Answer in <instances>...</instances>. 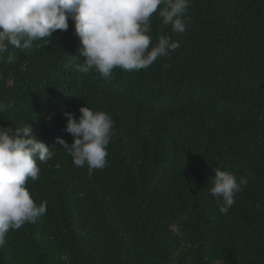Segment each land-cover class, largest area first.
<instances>
[{
	"label": "trees",
	"instance_id": "trees-1",
	"mask_svg": "<svg viewBox=\"0 0 264 264\" xmlns=\"http://www.w3.org/2000/svg\"><path fill=\"white\" fill-rule=\"evenodd\" d=\"M158 13L153 44L180 47L147 69L78 71L70 18L0 54V128L28 125L53 151L26 183L47 212L9 230L0 264H264V0H190L183 33ZM83 106L114 121L103 169L74 166L57 140L72 143L63 113ZM215 168L247 180L227 213Z\"/></svg>",
	"mask_w": 264,
	"mask_h": 264
},
{
	"label": "clouds",
	"instance_id": "clouds-1",
	"mask_svg": "<svg viewBox=\"0 0 264 264\" xmlns=\"http://www.w3.org/2000/svg\"><path fill=\"white\" fill-rule=\"evenodd\" d=\"M190 0H0V54L11 45L28 50L37 39L49 38L56 30L66 31L68 19L74 22V34L81 47L83 63L78 71L98 72L104 79L119 67L125 71L147 69L158 58L168 57L180 47L170 36L160 35L155 44L148 35L150 19L159 10L162 24L171 31H186L185 13ZM163 6V7H161ZM14 56L8 57L11 63ZM5 106L0 104V110ZM79 117L64 112L69 144L57 138L76 167L103 169L107 165V146L112 139L114 121L109 114L79 108ZM53 156L28 125L13 134L0 128V247L9 230L35 223L47 212V201L37 205L26 187L36 181L41 169ZM210 194L222 201L220 211L227 213L235 195L247 184L232 173L215 168Z\"/></svg>",
	"mask_w": 264,
	"mask_h": 264
}]
</instances>
